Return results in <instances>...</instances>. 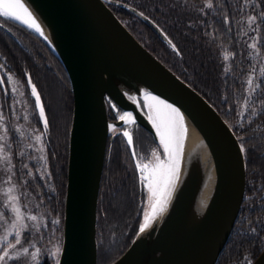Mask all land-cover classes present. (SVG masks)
<instances>
[{"label": "water", "instance_id": "1", "mask_svg": "<svg viewBox=\"0 0 264 264\" xmlns=\"http://www.w3.org/2000/svg\"><path fill=\"white\" fill-rule=\"evenodd\" d=\"M22 2L43 35L32 31L63 65L73 99L59 264H97V205L107 145L114 139L110 131L112 126H127L120 118L109 120L108 109L131 112L133 124L159 142L144 92L178 109L198 133L208 151L214 184L203 215L192 224L205 171L194 155L187 154L165 209L147 234L139 228L112 264H216L246 189L244 155L231 127L202 95L144 48L103 0ZM31 98L35 104L32 94ZM125 132L136 162L132 135ZM251 264H264V249Z\"/></svg>", "mask_w": 264, "mask_h": 264}, {"label": "trees", "instance_id": "2", "mask_svg": "<svg viewBox=\"0 0 264 264\" xmlns=\"http://www.w3.org/2000/svg\"><path fill=\"white\" fill-rule=\"evenodd\" d=\"M103 1L144 48L216 109L240 145L243 143L244 201L216 264H251L264 249V105L259 104L264 99V90L255 98L256 116L250 110H245L247 118L238 112L246 95L247 79L259 77L264 67V21H258V32L244 35L248 28L240 12L243 0H215L213 9H204L203 0ZM261 3L264 0H251L246 12L255 14L252 8ZM225 16L228 24L224 22ZM250 36L257 37L261 55L249 49ZM224 49L232 53L228 61L223 59ZM0 65H3L1 71H9L24 85L34 110L33 119L43 128L31 98L29 79L40 95L48 121L47 135H42L47 171L40 182L35 169L34 179L46 206L56 209L62 231L73 109L69 79L60 60L42 38L19 22L2 17ZM251 65H256L255 70ZM0 86L3 99L8 102L6 82ZM116 116V112L108 109L109 120L115 121ZM125 130L132 135L136 162L124 139ZM160 147L137 124L122 127L108 143L97 205V264L116 261L139 231L144 220L146 192L137 164ZM39 264H56V261L44 258Z\"/></svg>", "mask_w": 264, "mask_h": 264}, {"label": "snow or ice", "instance_id": "3", "mask_svg": "<svg viewBox=\"0 0 264 264\" xmlns=\"http://www.w3.org/2000/svg\"><path fill=\"white\" fill-rule=\"evenodd\" d=\"M250 3L251 0H243V6L240 9L248 28V31H244V35L246 36L249 31L258 32L260 30L258 21H264V3L252 8L255 14H248L246 9L249 7ZM214 7L215 0H203L204 9H213ZM257 7L262 10L256 11ZM0 17L19 22L28 29L43 35L40 24L22 0H0ZM224 22L225 24L229 23L227 16H225ZM249 39L252 42L248 43V47L252 49L253 52H256L257 55H261L258 50L259 41L257 37L250 36ZM169 43H171V41H169ZM231 55L232 53L224 49V61H228ZM0 67H3V65H0ZM251 67L255 70L256 65H251ZM225 71H228L227 67ZM262 77H264V67L260 69L259 77L254 78L249 76L247 79L246 83L248 87L245 89L246 95L243 97L244 102L241 105V111L238 112V115L247 118L245 116V110H250L252 116L257 115L255 98L260 90H264V79H262ZM7 79L8 82L11 83L13 77L8 76ZM3 83L4 81H0V84ZM28 84L31 86V94L35 98V107L39 109L40 120L43 122V133L34 136L35 143L40 144L42 135H47L48 121L45 115V109L41 103L40 95L37 93L36 87L32 85L31 79L28 80ZM17 91V88L12 89L14 94ZM157 103L162 105L168 113V118L161 123H157L156 120H153V126L156 128L157 135L160 137V143L164 149L163 155L165 156V160H160L159 156H157L156 158L159 162L155 165L151 163L143 165L140 163L137 164V168L141 172L142 183L148 190V199L150 202L154 201V203L151 204L153 213H155L158 207L161 211L163 210L167 202V197L170 195L169 189L174 185L175 178L179 171V154L184 134L183 117L180 115L179 111L171 105L164 104L163 101H157ZM259 104L264 105V99L259 100ZM24 119L27 120L28 117L25 116ZM150 119H152V117H150ZM4 120L5 114L0 112V129H3V134L0 135V173L4 174L0 176V205L3 207V210L0 211V226L3 228V232L0 233V264H9V262H15V264H32V262H36V264H39L38 258L41 256V249L37 247L36 242H34V237L37 233H41V227L37 222L38 216L31 213L29 203L26 202L28 191L26 189L23 192L20 191V188L23 184L27 183V181L14 180L16 173L13 169L15 165L12 155L10 154L12 142L9 141L8 138L9 129L4 128ZM15 131H20V129H15ZM124 135L128 136L129 133L125 132ZM129 143L131 144V138H129ZM240 149L242 153L246 152L243 143H241ZM38 151L41 155L33 159L44 161L42 168L38 167V170H42L46 173L47 158L43 155V147H40ZM21 155H23V153H21ZM153 155L155 156L156 154L153 153ZM23 168L28 169V171L27 173H21L22 176H32V166L24 164ZM22 197L25 198L24 201H22ZM9 212L11 216L8 215ZM148 219L149 217L146 214L145 222L141 225V231L146 227ZM26 221L28 223H26ZM50 223L58 225L59 220H51ZM56 230L58 229H54V231ZM30 249L35 250L30 251ZM58 252L59 248L57 247L56 251L51 253L52 257L55 258ZM22 258L24 259L22 260ZM245 259L247 260V257ZM56 264H59V260H56Z\"/></svg>", "mask_w": 264, "mask_h": 264}, {"label": "rangeland", "instance_id": "4", "mask_svg": "<svg viewBox=\"0 0 264 264\" xmlns=\"http://www.w3.org/2000/svg\"><path fill=\"white\" fill-rule=\"evenodd\" d=\"M250 43V42H248ZM247 43V44H248ZM250 49V48H249ZM253 51V50H252ZM256 54V52H253ZM8 76H12L13 80L11 83L8 82ZM0 79L6 82L7 92H8V102H5L2 96V90L0 86V112H3L5 114V120L3 121L4 128L9 129V141L12 142V148H11V155L13 159V163L15 165V168L13 171L16 173L14 176V180L16 181H27V183L23 184V186L20 188V191L23 192L25 189L28 191V196L26 198V202L29 203V209L31 210V213L33 215L38 216V223L41 227V233H37L34 237V242H36L37 247L41 249V256L38 258L39 263L44 259L48 258L51 259L53 262H55L58 258V255L60 251L57 253L55 258L52 257L51 253L56 251V248L58 247L60 250L61 245V239H62V231L60 224L53 225L50 223L51 220L58 219L59 216L57 214V211L54 206H46L44 199L41 198V193L38 192V188L36 186V182L34 179V171L36 169V172L39 173V181L42 182L43 178L45 177V172L42 170H38V167L42 168L44 161H39L38 158L41 153L38 151L40 147H43L44 149V141L42 136V141L40 144H36L34 141L35 135L42 134L43 128L38 123L37 120H34V110L30 106V102L28 99V96L25 92L24 85L18 81V79L9 71H6L2 69L0 70ZM13 88H17L18 91L14 94L12 92ZM147 111V110H146ZM116 116L117 119H121L122 112L118 110ZM148 113V112H147ZM27 116L28 119L25 120L24 117ZM130 125V124H125ZM125 127V126H124ZM15 129H20V131H15ZM121 128H117L112 126L110 135H114L118 133V131ZM3 134V129H0V135ZM31 134V135H30ZM31 145V147H30ZM23 153V155H21ZM153 153L156 155L154 156ZM164 150L162 147L159 149H155L150 157L143 161L141 165L143 164H149L155 165L159 161H157V156H159L160 160H165V156L163 155ZM43 155L46 156V150H44ZM29 164L32 166V176L27 175H21V173H27L28 169H24L23 165ZM36 167V168H35ZM138 176L140 181L141 179V172L137 168ZM3 173H0V176H3ZM143 184V183H142ZM148 193L146 194L145 199V209H144V218L145 215L148 214V211L151 208V204L154 203V201H149L148 199ZM22 201L25 200L24 197L21 198ZM3 210L2 205H0V211ZM9 216H11V213H8ZM26 223H28L26 221ZM54 229H58L54 231ZM3 232L2 226H0V233ZM11 239V238H10ZM27 246V245H25ZM35 249H30V251H34ZM24 258H22L23 260ZM30 259V258H28ZM9 264H15V262H9ZM32 264H36V262H32Z\"/></svg>", "mask_w": 264, "mask_h": 264}, {"label": "bare ground", "instance_id": "5", "mask_svg": "<svg viewBox=\"0 0 264 264\" xmlns=\"http://www.w3.org/2000/svg\"><path fill=\"white\" fill-rule=\"evenodd\" d=\"M155 98V99H153ZM142 99L145 103V108L148 112L150 123L153 126V120H156L157 123H161L165 121L168 118V113L167 110L162 107V105L158 104L157 101H163L164 104H168L166 101L160 99L159 97L149 93V92H144L142 93ZM170 105V104H168ZM172 106V105H171ZM173 107V106H172ZM175 108V107H173ZM176 109V108H175ZM178 110V109H177ZM179 111V110H178ZM180 113V111H179ZM180 115L183 117V125H184V134H183V139L181 141V149H180V154H179V171L177 173V176L175 178L174 185L171 186L169 189L170 194L176 187L182 173V167L184 163V158L187 154L189 155H194L195 156V162L198 160L200 163H202V166L204 167L205 171V178H204V183L201 187V190L199 192L195 209L193 214L191 215V223H195L197 220L201 218L203 215L206 205L209 201L213 184H214V177H213V172L211 171V165H210V160H209V155L208 151L201 140L200 136L198 133L194 130V128L187 122V120L184 118V116L180 113ZM123 117V119H122ZM121 120L125 124H133L134 123V118L131 114V112H124L121 115ZM154 131L156 133V137L160 143V137L157 135L156 128L153 126ZM162 147V145H161ZM163 148V147H162ZM164 150V149H163ZM203 169V168H202ZM144 187V184H143ZM146 194L148 193V190L146 187H144ZM168 198V197H167ZM165 209V206L163 210ZM162 210V211H163ZM162 211L157 208L155 213H153L152 207L148 211V221L146 227H144L143 233L147 234V231L151 228L152 222H154V219H157V217L162 213ZM147 230V231H146Z\"/></svg>", "mask_w": 264, "mask_h": 264}, {"label": "flooded vegetation", "instance_id": "6", "mask_svg": "<svg viewBox=\"0 0 264 264\" xmlns=\"http://www.w3.org/2000/svg\"><path fill=\"white\" fill-rule=\"evenodd\" d=\"M108 106V105H107Z\"/></svg>", "mask_w": 264, "mask_h": 264}]
</instances>
